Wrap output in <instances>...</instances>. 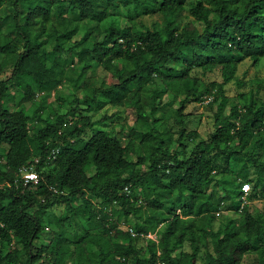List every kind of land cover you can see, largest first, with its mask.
I'll list each match as a JSON object with an SVG mask.
<instances>
[{
	"label": "trees",
	"instance_id": "16d2710c",
	"mask_svg": "<svg viewBox=\"0 0 264 264\" xmlns=\"http://www.w3.org/2000/svg\"><path fill=\"white\" fill-rule=\"evenodd\" d=\"M4 2L14 10L0 33V72L9 63L14 68L0 80V148L8 147L0 160V264H243L247 255L264 264V218L249 212L242 189L253 185L249 202L264 199V103L242 93L245 105L229 107L226 89L242 62L264 58V0H0V7ZM141 8L160 15L153 29L111 21ZM188 10L195 21L183 24ZM19 36L22 51L14 43ZM76 60L81 68L73 77L77 69L68 66ZM98 68L113 81L93 87L104 97L96 109L130 107L138 116L126 143L122 131L98 129L76 94L66 114L42 118L53 94L63 100L61 86L71 83L79 92ZM211 73L222 81L205 82ZM157 82L165 90L149 94ZM16 88L23 96L11 111ZM170 91L184 94L173 111V131L157 116ZM38 94L42 103L32 115L25 104ZM207 101L215 131L205 140L187 131L184 119L188 104ZM31 166L41 180L25 186L22 170ZM227 201L242 211V221L217 227L216 213ZM58 204H66L61 216L51 211ZM78 218L85 229L76 241L66 228ZM49 227L60 229L59 243L38 247ZM142 239L144 254L137 248ZM186 243L190 250L180 251Z\"/></svg>",
	"mask_w": 264,
	"mask_h": 264
},
{
	"label": "rangeland",
	"instance_id": "374dc122",
	"mask_svg": "<svg viewBox=\"0 0 264 264\" xmlns=\"http://www.w3.org/2000/svg\"><path fill=\"white\" fill-rule=\"evenodd\" d=\"M192 1V0H189ZM191 3L188 2L186 8L189 9L191 7ZM13 4L11 2H4L3 5L0 7V33H6L7 25L12 21L13 16ZM56 12V10H55ZM60 11L57 10L56 12V18L60 17ZM68 19H72L75 17L73 14L67 9L65 10V13ZM129 13L122 12V14L117 15V17H113L111 19H116V22L121 26H132L137 30L140 31H146L148 29L154 28V23L160 22L161 17L159 14L153 13V10L145 11L143 8L140 9L139 12H131V15H128ZM110 18H107L106 21L103 22H109ZM195 21V18L190 15L189 10L187 13H184L181 15V22L183 24H186L188 22ZM2 39V37H1ZM17 47L19 48V51L23 50L24 47V40L19 36L15 38L14 42ZM3 58H0V63L2 62ZM71 69L76 70L75 72L71 73L73 77L78 76V72H80V64L78 60H76L75 63H72L70 66ZM119 67L122 68V63H119ZM13 64L9 63L6 67V69L3 72H0V80H6L12 75L13 71ZM70 71H68L69 73ZM89 85L88 87L81 89L79 92L76 91L71 83L67 84L66 86L60 87V94L63 100L60 102H57V97L55 94L51 96L48 99V103L45 105L44 108H42V118L47 121H53L54 117L56 116V112H60L62 114H66L70 106V101L74 98L73 94H76L80 101H81V107L85 109V115H90L93 119V121L96 124V127L99 129H115L117 132L122 131L121 137L123 138L124 142H127V135L129 131V127L134 126L137 123L138 116L135 112V110L131 109L130 107H116L112 105H108L102 110H97V102H101L104 100V97L101 93L98 95H94L93 93V87H108L111 82L113 81L112 73L109 71L104 70L103 68H98L95 71L90 70L89 75ZM88 79L84 81L88 83ZM204 81L209 83L212 81H222V77L220 74H209L207 77H203ZM260 82H264V58L261 60L259 64L254 65V63L251 60H245L239 65V70L237 73V78L232 81L231 83L226 85L227 89V95L230 97L229 100V107L232 105H240L243 107L246 103V99L243 100L241 97L242 93H246L249 97V100L253 97L255 102L258 105H261L264 103V84L259 86ZM160 82H157L153 85H149L147 92L149 94H152L154 90H165V86L162 84H159ZM14 92V91H13ZM59 95V94H58ZM23 96V90L16 88L14 92L13 99H10L7 103L8 108L12 111L18 108V101ZM85 96L87 97L86 102H84ZM184 97V94H181L177 96L176 92L170 91L166 92L163 96V106L161 112L157 115L159 119L165 121V123L168 125L169 128L173 131L174 122H173V111L180 107L181 99ZM42 103V97L38 94L36 100L32 103H26L25 108L27 111L35 115V110L37 107H40ZM209 101L205 103H190L187 106L186 109V117L184 119V127L187 131H197L200 134V137L202 139H209L212 133L215 131V117L214 112L208 108ZM88 106L91 107V109H88ZM229 110V109H228ZM105 116H108V119L103 121V118ZM38 118L37 120H39ZM160 122V123H162ZM40 123V122H39ZM35 125H38L37 123ZM178 128H175V131ZM179 138V134L176 135V139ZM89 140V136L85 137L84 140L77 146L78 148L84 147V145ZM239 141H237L238 143ZM137 144H139V141H136ZM189 149H192L194 147L193 144L188 143ZM172 148H178L177 144H172ZM8 151L7 146H2L0 148V160H4V156L6 155ZM143 155V154H140ZM136 159V157H135ZM145 169L148 168L147 165L143 166ZM253 190V185H251ZM219 189V191H221ZM251 193V192H250ZM253 193V191H252ZM223 192H221V195ZM235 202H237L235 200ZM249 207V212L259 218H264V199H254L253 201H250L247 203ZM66 208V204L62 205H56L51 209L53 214L61 216ZM217 215V227H220V225L225 224L229 221L236 222V225H239L242 221V211H237L235 209V205L233 201H227L226 204L222 205V208L216 213ZM156 217V216H155ZM79 222H74V226L71 228H66L68 230L66 237L71 236L69 239L71 240H79V237H81L84 234L85 229V221L81 220V218H78ZM135 220V219H134ZM133 220V221H134ZM161 228L165 227V223H161ZM60 229L57 227H49L46 229V232L43 234L42 239L37 242V246L40 247L41 245H51L59 243L57 238L55 237V234L59 232ZM69 242V241H67ZM61 243V242H60ZM146 246H147V240H140L137 241V248L138 250L144 254L146 252ZM17 246L14 245L12 248H16ZM73 246L72 248H74ZM88 251L89 252H95L96 246L88 245ZM183 250H190L189 243L184 244L180 247V251ZM179 251V252H180ZM47 256V254H46ZM256 255H247L244 258L243 264H257L256 262ZM203 261L200 259L198 264H202Z\"/></svg>",
	"mask_w": 264,
	"mask_h": 264
},
{
	"label": "built area",
	"instance_id": "2783aa9c",
	"mask_svg": "<svg viewBox=\"0 0 264 264\" xmlns=\"http://www.w3.org/2000/svg\"><path fill=\"white\" fill-rule=\"evenodd\" d=\"M59 154V150L56 149V150H53L52 151V154H51V157L49 158L50 160H56L57 156ZM22 183L25 185V186H28L29 184H35V185H38L40 183V180H41V176H40V173L34 168V166H31V167H25L23 170H22ZM243 191H244V196H243V199L245 201V204L246 203H249L248 201V196L250 195V192H251V184L250 183H245L242 187ZM128 191V188L126 189ZM130 232L132 233L133 236H136L137 233L133 230V229H130ZM147 238H152V239H157V236L155 234H149L146 236Z\"/></svg>",
	"mask_w": 264,
	"mask_h": 264
}]
</instances>
